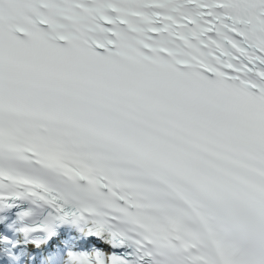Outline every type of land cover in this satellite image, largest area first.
Instances as JSON below:
<instances>
[{"label": "snow or ice", "instance_id": "snow-or-ice-1", "mask_svg": "<svg viewBox=\"0 0 264 264\" xmlns=\"http://www.w3.org/2000/svg\"><path fill=\"white\" fill-rule=\"evenodd\" d=\"M0 264H264V0H0Z\"/></svg>", "mask_w": 264, "mask_h": 264}]
</instances>
